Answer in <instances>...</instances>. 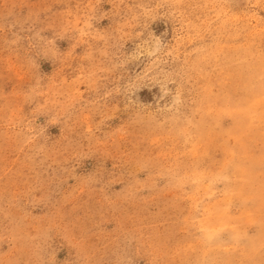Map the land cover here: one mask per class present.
Listing matches in <instances>:
<instances>
[{
    "label": "rangeland",
    "instance_id": "obj_1",
    "mask_svg": "<svg viewBox=\"0 0 264 264\" xmlns=\"http://www.w3.org/2000/svg\"><path fill=\"white\" fill-rule=\"evenodd\" d=\"M0 264H264V0H0Z\"/></svg>",
    "mask_w": 264,
    "mask_h": 264
}]
</instances>
